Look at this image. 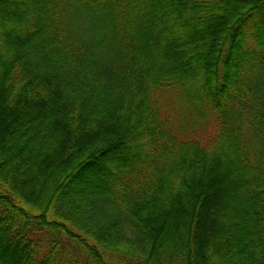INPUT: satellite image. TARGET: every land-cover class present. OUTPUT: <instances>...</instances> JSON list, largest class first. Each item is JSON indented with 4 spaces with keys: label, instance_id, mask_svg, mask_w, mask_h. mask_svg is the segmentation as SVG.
<instances>
[{
    "label": "trees",
    "instance_id": "trees-1",
    "mask_svg": "<svg viewBox=\"0 0 264 264\" xmlns=\"http://www.w3.org/2000/svg\"><path fill=\"white\" fill-rule=\"evenodd\" d=\"M0 264H264V0H0Z\"/></svg>",
    "mask_w": 264,
    "mask_h": 264
},
{
    "label": "rangeland",
    "instance_id": "rangeland-1",
    "mask_svg": "<svg viewBox=\"0 0 264 264\" xmlns=\"http://www.w3.org/2000/svg\"><path fill=\"white\" fill-rule=\"evenodd\" d=\"M172 28L173 27H171V29ZM199 61H200V58H199ZM169 97H170V99L167 100L166 99V95H164L160 99H161V101H164L165 99L167 100V106L169 108L168 110L172 114L173 112L171 110H173V107L172 108H170V107L172 106L173 101L171 102V100H172L171 95H169ZM169 103L171 104V106L169 105ZM211 128H212V124L211 125H208V127L206 126L205 136L204 135L203 136L200 135L201 132L198 133V137L200 136L201 141H204V140L206 141V139L208 138V135H209V131H211ZM192 137H193V139H195L196 135H193ZM222 169L213 170V171L209 172L208 174H205V175L201 176L200 183L199 184H197L195 180H192V182L195 183V184H197V185L194 186V189H192L191 192H193V191L195 192L197 190V188H199V187H204V185H205V179H210V178L216 177V175L219 174ZM232 180L233 179H231V180H224V181H221L218 184L209 185V188H211L210 189L211 190V193H215V191L217 190V188L218 189L220 188V192L221 193L220 194L219 193L217 194V192H216L214 195L217 194L218 198L222 202H233V200L235 199V191L232 190L231 189V186L229 185ZM215 188H216V190H215Z\"/></svg>",
    "mask_w": 264,
    "mask_h": 264
}]
</instances>
